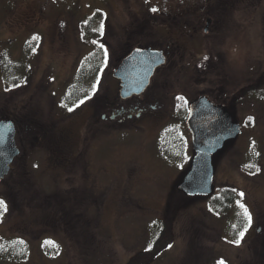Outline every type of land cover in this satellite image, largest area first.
Instances as JSON below:
<instances>
[{"label":"rangeland","instance_id":"obj_1","mask_svg":"<svg viewBox=\"0 0 264 264\" xmlns=\"http://www.w3.org/2000/svg\"><path fill=\"white\" fill-rule=\"evenodd\" d=\"M173 10L189 16L186 25ZM86 27L102 36L85 39ZM171 43L174 58L140 97L144 108L162 100L159 109L102 120L119 97L113 73L126 54ZM4 56L10 69L28 59L16 87H5ZM263 74L264 0L0 1V118L15 124L20 150L0 183V240L27 244L0 264H128L171 217V246L144 264H264V102L236 98ZM177 94L181 104L224 103L243 126L214 157L209 197L177 193L194 155L176 119L182 111L164 106ZM174 125L189 137L185 152L166 148ZM226 189L238 198L217 213Z\"/></svg>","mask_w":264,"mask_h":264},{"label":"water","instance_id":"obj_2","mask_svg":"<svg viewBox=\"0 0 264 264\" xmlns=\"http://www.w3.org/2000/svg\"><path fill=\"white\" fill-rule=\"evenodd\" d=\"M207 23L209 25L211 19ZM165 63L166 57L161 50L134 49L113 73L121 82V98L141 95L149 86L155 71ZM186 126L191 134L194 156L177 190L190 198L209 197L214 188V157L228 142L242 134L243 126L234 121L227 106L215 104L206 96L192 101ZM16 137L15 124L8 119L0 120V183L10 173L13 162L20 155Z\"/></svg>","mask_w":264,"mask_h":264},{"label":"trees","instance_id":"obj_3","mask_svg":"<svg viewBox=\"0 0 264 264\" xmlns=\"http://www.w3.org/2000/svg\"><path fill=\"white\" fill-rule=\"evenodd\" d=\"M2 1V0H0ZM97 17V19H100V13L97 12V14L93 17L90 18V20H95V18ZM86 32L84 34V38L89 40V37L93 36V37H97V36H102V31L100 32V30H96L93 29L92 33L89 34V28L86 27ZM89 35V36H87ZM101 53L99 55H101V57L98 58V62L100 61H104L106 53L104 51V49H102L100 51ZM5 57L4 56L1 60V69H2V73H3V78H4V82H5V87L6 88H11V87H16L19 85V83L21 82L22 79H24V77L26 76V73L29 71L30 65L29 62L26 61L28 59H23L20 61V63H16L14 64V69H10L9 64L5 63ZM95 68V72H97V77H99L100 75V71L99 69L101 68L100 63L98 64H94L93 66ZM11 70V74L9 73ZM87 80V83L84 84L83 86H85L87 89L89 87H92V84H96L97 83V78H95V75H92L91 77H86L85 78ZM95 85L93 86V89ZM87 92V91H86ZM89 95V92H88ZM243 96L245 101H263L264 102V74L258 78V81L254 84L251 85L247 88H244L242 90V92L240 94H237L236 98H239V96ZM176 100V107L177 109H181L182 114H185L188 111V101H185L184 99H182V104L180 103L181 98L180 97H175ZM235 102V101H233ZM182 105V106H181ZM185 119V117H183L182 119V124L184 123L183 120ZM0 120H2V118H0ZM186 141H183V147L182 150L185 152V146H186ZM248 173H253L255 172V170L250 169L249 167H244ZM177 193L180 196H186L183 193L179 192L177 190ZM238 195L235 193L234 190L232 189H226L224 196H223V200L225 202H223L222 205V209L221 211L217 210V213H227L231 210V203L229 205H227L228 202H234L233 200L236 199L237 200ZM219 199L220 196L216 195L215 197L211 198V205L213 206L214 204H218L219 205ZM235 200V201H236ZM175 204V203H174ZM216 204V205H217ZM174 207V206H173ZM229 209V210H228ZM216 211V210H215ZM227 211V212H226ZM171 222H172V217L165 223H162L160 225H158V227L156 228V231L154 232V230H152V240H151V245L150 248L146 249L143 252H140L139 254H137L135 257H133L128 264H144L146 262L151 261L152 259L156 258L158 255H160L162 252H164L166 249H168L171 244H172V240H171ZM232 222V221H231ZM19 249V253L18 255H20L19 257H22L23 255H25L26 250H27V244L25 241L16 239V240H0V263H3L4 261H9V260H13V258L16 257V259L18 258V256H16L15 254L18 252L17 250ZM10 258V259H9Z\"/></svg>","mask_w":264,"mask_h":264},{"label":"flooded vegetation","instance_id":"obj_4","mask_svg":"<svg viewBox=\"0 0 264 264\" xmlns=\"http://www.w3.org/2000/svg\"><path fill=\"white\" fill-rule=\"evenodd\" d=\"M173 13L175 14L176 11L173 10ZM175 15H176V17H179V18H176L175 19L176 21H179V22H182L183 21L184 22V25H186V23H187L186 17H189L187 14L183 13L182 11L180 13V11H179L178 14H175ZM211 24H212V21H211ZM187 25H189V24H187ZM206 31L208 32L207 29H206ZM172 45H173L172 43L170 45H167V46H165L163 44H154V45H151L150 44L148 46L146 45V46L142 47L139 44L138 47H136V48H151V49H154V50H161V51H163V54L166 57V63H168L169 62V59H170V56H173V58H174L173 52L171 50V48L173 49V46ZM136 48H134V49H136ZM132 51L128 52L124 58H126ZM122 60H121V62H122ZM121 62H120V64H121ZM158 71H159V69H157L155 71V74ZM155 74H154V76H155ZM154 76L151 78V82H150L149 86L147 87V89L141 95H133L132 97H130L128 99H123V98H121L120 92H119V97L115 101V104L111 107L112 110L110 108L108 111H106L104 114H102V116H101L102 117V120L118 121V122L121 123V122L127 121V120L141 119L145 114H148L149 112H152V115H153L154 112L157 111V109H159V104L158 103L161 102L162 100L159 101L156 104L151 103V105H150L148 103V105L146 106V108H144V107L141 106L142 104H141V101H140V97L146 95L147 90H149L150 87L152 86V79L154 78ZM118 81L120 83V90H121V82H120V80H118ZM177 96L179 97V94H177ZM177 96H175V97H177ZM175 97L174 98H171L169 101L168 100H165L164 101L165 109L168 111L169 107L172 106L174 111H177V112L179 111L178 113H181V109L178 110L177 107H176ZM211 102H213L215 104H223V105L227 106L224 103H216V102H214L212 100H211ZM191 103H192V101L188 104V111L185 114H178V117L176 118L178 120V122H181L182 119H183V117H185V119L183 120V122H184L183 123V126H185V128H187L186 127V120H187V118L189 116V106H190ZM227 109L229 110V107L228 106H227ZM174 126H175V129H174V132H173L174 133V138H173V135H171V133L169 132L170 135L166 136V139L164 140V142H166V144H165L166 145V148H167V150L169 152H174L173 151V150H175L174 147H179V150H182L183 141H186V142L189 141V137H190V140H191V134H190V132H189L188 129L187 130L189 132L188 133L189 134V137H188V134H187L188 139H186L183 134L178 133V132H175L176 131V128H178V127L176 125H174ZM185 128L183 127L182 130L183 129L185 130ZM187 130H185V131H187ZM179 135H181V136H179ZM191 144H192V142H191ZM187 145L188 144L186 143V146Z\"/></svg>","mask_w":264,"mask_h":264},{"label":"snow or ice","instance_id":"obj_5","mask_svg":"<svg viewBox=\"0 0 264 264\" xmlns=\"http://www.w3.org/2000/svg\"><path fill=\"white\" fill-rule=\"evenodd\" d=\"M151 11L156 12L157 9L153 8V9H151ZM34 39H38V37H34ZM69 110L71 111V109H69ZM242 207H243V205H242ZM0 208L6 210V205H5V202L3 200H0ZM245 215L248 218V222L250 225L251 224V214L248 212V210L246 208H245ZM242 236H243V233H241V237ZM236 243H239V241H236ZM220 264H223V262L221 261Z\"/></svg>","mask_w":264,"mask_h":264}]
</instances>
